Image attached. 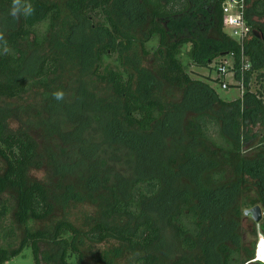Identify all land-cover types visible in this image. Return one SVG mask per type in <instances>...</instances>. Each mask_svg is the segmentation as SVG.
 Masks as SVG:
<instances>
[{"label": "trees", "instance_id": "trees-1", "mask_svg": "<svg viewBox=\"0 0 264 264\" xmlns=\"http://www.w3.org/2000/svg\"><path fill=\"white\" fill-rule=\"evenodd\" d=\"M224 2L20 0L15 18L12 0H0L8 22L0 27V103L44 90L35 109L23 103L20 115L5 117L0 108V216L10 211L21 233L18 246L0 245V264L26 248L34 264H216L215 255L220 264H264L241 241L244 210L260 204L264 211V93L247 85L226 100L179 58L189 44L195 64L233 53L239 69L242 46L226 30ZM27 5L33 11L26 16ZM65 10L87 28L62 32ZM262 19L264 0H251L248 78L264 66ZM38 51L41 60L26 73ZM88 54L108 102L77 90L69 102L55 99L65 57L77 66ZM113 55L119 67L103 66ZM59 106L64 115L48 111ZM120 153L126 165L138 162L131 179L119 180L108 166ZM151 209L164 214L174 257L158 252L163 228ZM258 226L264 235V216Z\"/></svg>", "mask_w": 264, "mask_h": 264}, {"label": "rangeland", "instance_id": "rangeland-1", "mask_svg": "<svg viewBox=\"0 0 264 264\" xmlns=\"http://www.w3.org/2000/svg\"><path fill=\"white\" fill-rule=\"evenodd\" d=\"M61 1H64V0H61ZM250 1L251 0L247 1V8L249 7ZM247 8H246V11H247ZM246 11H245V18H246ZM64 15H65L64 24L61 25L62 32L68 33L71 31L87 28L85 25V22L80 17L78 18L68 13V11L66 10L64 11ZM248 17L250 20H253L252 16L249 15V13H248ZM97 19L98 17L95 20ZM7 23L8 22L5 19V17L0 15V27L1 28L6 27ZM226 30L230 35V31L227 26H226ZM261 36L264 38L263 34H261ZM91 40L96 41L97 43L100 41V38L92 37ZM157 44H158V40L157 38H155L153 41L148 43V48L154 49L157 46ZM41 58H42L41 51L34 52L31 58L29 59V61L27 62L25 72L26 73L33 72L36 69ZM179 58L185 65L191 77H193L194 79H199L200 81L209 84L220 94L221 97H223L226 100H233V99H237L241 97L243 93L245 92L247 85L251 89V91H254V92L263 91L264 93V77L262 79L258 78L259 73L264 74V66L260 69H255L251 73L250 78L246 76V72L244 73V78H243V73L240 71V69H236L234 65V59L231 55H228L223 58H218L208 67L200 66L198 64H195L193 60L191 59L189 44H186L182 48ZM245 60L251 63L250 57L247 55L245 57ZM105 65L119 67L118 61L116 59V55L105 56L104 61H103V66ZM221 65L227 66L228 71L226 73H223L222 70H220ZM95 66H96V62L93 60V58H91V56H89V54H88L86 62H84V64L77 63V66H75L69 58L65 57L64 67L61 71L59 80L54 85V87L51 88L53 92H56L58 90H61L64 92V98L59 101L69 102L68 98L70 99V96H72L71 94L74 92L73 90H77V95L81 93L86 97L89 93H91L97 101L104 100L105 102H108L105 98V96L108 95L109 93V89L107 88V85H103L99 83L96 80V78L93 77L92 75V69ZM233 71H235V74L233 73ZM218 78L220 79V81H217ZM224 83H227V88H223L222 85ZM43 91H44L43 89L36 88L35 90L30 92L23 98L5 99L4 102L0 103L1 111L3 112L5 117H12L14 115H20L21 110H23V107H24L23 103L30 104L35 109V107L41 106L42 105L41 102L44 101ZM65 93H67L66 96H65ZM52 106L53 105H49V107H52ZM48 111H50L53 116L64 115V111L61 106H59V109L54 108ZM72 117H77V116L76 114H74ZM7 123H9L11 128H12V124H15V122L12 123L11 119L8 120ZM53 124L58 128L59 124L58 125L57 123H53ZM59 127L61 128V126ZM85 128H87V126H85ZM85 128L83 132L84 134H87ZM56 132H57V129H56ZM77 133L78 131H75V132L73 131L72 136L75 137ZM91 133H94L92 134L94 137L99 138V134L98 133L96 134L95 130H92ZM87 138H88V135H87ZM88 142L91 145V148L93 145H95L89 140ZM47 153L48 152H46V154ZM123 153H120L119 155L120 157H117L116 159L114 158L110 159L108 163L110 170L118 174L120 176V178L118 179L121 181H123V179L124 180L131 179L136 175L137 165L134 163H138L135 161V162H130V164L126 165L125 163H128V162L124 160ZM1 165H2V160L0 159V167ZM31 174L37 178H44L46 176L44 171H38V170H32ZM10 204H12L11 201H10ZM151 210L158 214V217H159L158 222L159 224H161L163 228V238L159 246L157 247L158 252L162 256L174 257L175 255L179 253V250L175 243V239H174V235L172 231L165 225L164 214L162 210L160 211L157 209H151ZM263 216H264V211H263ZM258 224L259 223H257L253 218L249 216H245V215L243 217L242 224H241V231H242L241 241L243 242L244 247H246L249 250L255 247V254H254L255 257L257 253L256 248H257L258 242L261 236H264L262 233H260ZM12 225L14 226V224H12V218H11L10 211H8L5 215L0 216V245L8 247V248L12 246H18L19 235L21 234L20 230L16 229L15 227H14L15 229H13ZM255 227H257V231H258V233L256 234L254 232ZM106 246H107V243L98 245V247L100 248L101 247L105 248ZM215 256L216 257L214 260L216 264H220V261L217 260L218 256L217 255ZM257 261H261V260H257ZM261 262L264 263V261H261ZM5 264H34L32 250L30 248L24 249L23 252H21L19 255L7 261Z\"/></svg>", "mask_w": 264, "mask_h": 264}, {"label": "built area", "instance_id": "built-area-1", "mask_svg": "<svg viewBox=\"0 0 264 264\" xmlns=\"http://www.w3.org/2000/svg\"><path fill=\"white\" fill-rule=\"evenodd\" d=\"M246 8L247 0H225V2L223 3L225 26L229 28L231 37L237 40L242 46V59L239 69L243 73V78L244 73L251 67V63L245 60L246 54L243 46L244 40L251 31V27L245 18ZM230 55L235 61L234 54L232 53ZM220 70H222L223 73H226L228 71V68L226 65H221ZM233 73L235 74V71H233ZM222 86L223 88H227V83H224ZM253 260H258L257 253L256 257Z\"/></svg>", "mask_w": 264, "mask_h": 264}, {"label": "clouds", "instance_id": "clouds-1", "mask_svg": "<svg viewBox=\"0 0 264 264\" xmlns=\"http://www.w3.org/2000/svg\"><path fill=\"white\" fill-rule=\"evenodd\" d=\"M32 11H33L32 6L31 5H27V10L26 11L24 10V14L26 16L27 15H31ZM20 12H21L20 0H12V7H11V10H10V15L15 17V18H18ZM0 38H3L2 35H0ZM5 43H7V42L5 41ZM8 51H9V49L5 48V53H7ZM53 96L57 100H62L64 98V92L61 91V90H58V91L53 93Z\"/></svg>", "mask_w": 264, "mask_h": 264}, {"label": "water", "instance_id": "water-1", "mask_svg": "<svg viewBox=\"0 0 264 264\" xmlns=\"http://www.w3.org/2000/svg\"><path fill=\"white\" fill-rule=\"evenodd\" d=\"M244 215L253 218L257 223H259L263 218V209L260 204H257L253 207L245 209Z\"/></svg>", "mask_w": 264, "mask_h": 264}, {"label": "bare ground", "instance_id": "bare-ground-1", "mask_svg": "<svg viewBox=\"0 0 264 264\" xmlns=\"http://www.w3.org/2000/svg\"><path fill=\"white\" fill-rule=\"evenodd\" d=\"M257 259L264 261V237L261 236L257 245Z\"/></svg>", "mask_w": 264, "mask_h": 264}]
</instances>
